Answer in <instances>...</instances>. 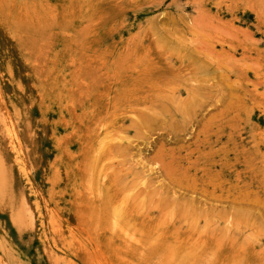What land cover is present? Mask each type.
<instances>
[{
  "label": "rangeland",
  "instance_id": "rangeland-1",
  "mask_svg": "<svg viewBox=\"0 0 264 264\" xmlns=\"http://www.w3.org/2000/svg\"><path fill=\"white\" fill-rule=\"evenodd\" d=\"M0 174L4 264H264V0H0Z\"/></svg>",
  "mask_w": 264,
  "mask_h": 264
},
{
  "label": "bare ground",
  "instance_id": "bare-ground-1",
  "mask_svg": "<svg viewBox=\"0 0 264 264\" xmlns=\"http://www.w3.org/2000/svg\"><path fill=\"white\" fill-rule=\"evenodd\" d=\"M6 110V109H5ZM222 112V111H221ZM5 118V117H4ZM11 121V120H10ZM12 125V124H11ZM13 126V125H12ZM196 136V135H195ZM16 140V139H15ZM12 148L14 149V150H16L17 149V144H13L12 145ZM1 159H3V158H1ZM2 163V162H1ZM31 165H32V163H31ZM1 167H3L2 166V164H1ZM3 170V169H2ZM2 173V172H1ZM4 173V172H3ZM2 173V174H3ZM1 175V174H0ZM4 177V176H3ZM1 178V177H0ZM6 179H7V177H6ZM1 186V185H0ZM0 193H2V192H0ZM4 198V197H3ZM26 199V198H25ZM46 200V199H45ZM25 204V203H24ZM23 204V205H24ZM36 205V204H35ZM10 208V207H9ZM37 209V208H36ZM13 212H14V218H15V220H16V222L18 223V225L21 227V228H23V226H25V224H26V220H27V218H28V216H27V212H26V209L25 208H23V207H19V208H16V209H14L13 210ZM31 215V214H30ZM42 220V219H41ZM51 220V219H50ZM53 220H55V219H53ZM49 221V220H48ZM56 228V227H55ZM47 237V236H46ZM61 249V248H60ZM59 249V250H60ZM62 250V249H61ZM16 253V252H15ZM4 258V257H3ZM57 258V257H56ZM3 260V259H2ZM57 260V259H56ZM55 260V261H56ZM69 263V262H68ZM0 264H4V263H2V262H0Z\"/></svg>",
  "mask_w": 264,
  "mask_h": 264
}]
</instances>
